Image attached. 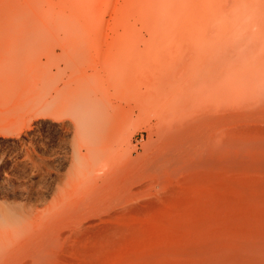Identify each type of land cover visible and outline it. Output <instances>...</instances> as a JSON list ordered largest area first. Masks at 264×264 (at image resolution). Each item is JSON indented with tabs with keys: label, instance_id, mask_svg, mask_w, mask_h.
<instances>
[{
	"label": "bare ground",
	"instance_id": "1",
	"mask_svg": "<svg viewBox=\"0 0 264 264\" xmlns=\"http://www.w3.org/2000/svg\"><path fill=\"white\" fill-rule=\"evenodd\" d=\"M132 2L134 26L144 19L160 40L172 22L190 26L196 48L117 65L120 105L106 106L95 78L49 96L44 109L94 119L106 147H74L89 169L52 206L0 209V264H264V0H235L231 17L216 0ZM254 18L258 33L209 34ZM141 122L156 139L136 155L125 134Z\"/></svg>",
	"mask_w": 264,
	"mask_h": 264
},
{
	"label": "rangeland",
	"instance_id": "2",
	"mask_svg": "<svg viewBox=\"0 0 264 264\" xmlns=\"http://www.w3.org/2000/svg\"><path fill=\"white\" fill-rule=\"evenodd\" d=\"M216 1L212 9L228 17L235 14V0ZM135 12L132 0H0V209L8 216L52 206L78 170L88 171L74 147H106L97 138L94 119L79 124L73 116L44 109L56 89L65 82L73 88L95 78L100 83L93 86L106 106L120 105L123 100L108 81L117 65L143 51L147 55L196 48L190 26L172 22L165 32L160 30L167 40H160L151 37L152 24L144 19L134 26ZM260 25L257 18L233 26L216 21L209 34L226 33L230 26L228 33L254 34ZM196 30L206 34L203 27ZM148 59L140 56V64L151 62ZM152 134L141 122L126 132L125 143L136 155L143 154L156 139Z\"/></svg>",
	"mask_w": 264,
	"mask_h": 264
}]
</instances>
